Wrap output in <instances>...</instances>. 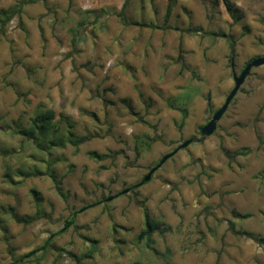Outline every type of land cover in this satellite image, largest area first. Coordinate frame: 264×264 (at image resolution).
<instances>
[{"label":"rangeland","instance_id":"1","mask_svg":"<svg viewBox=\"0 0 264 264\" xmlns=\"http://www.w3.org/2000/svg\"><path fill=\"white\" fill-rule=\"evenodd\" d=\"M20 1L0 0V11ZM31 1L0 27V264L50 237L43 264H264V66L201 136L233 74L264 57V0H229L237 23L223 0ZM172 98L189 110L182 128ZM50 110L56 126L38 146L23 131ZM69 131L89 139L76 148ZM48 163L63 195L33 174ZM141 203L164 231L153 250L137 242Z\"/></svg>","mask_w":264,"mask_h":264},{"label":"trees","instance_id":"2","mask_svg":"<svg viewBox=\"0 0 264 264\" xmlns=\"http://www.w3.org/2000/svg\"><path fill=\"white\" fill-rule=\"evenodd\" d=\"M223 1H224L226 10L229 13V15L231 16V18L236 23L239 22L242 19V16L240 15V11H239L238 7L231 5L229 0H223ZM29 2H34V1L22 0L17 5L9 8L7 10H1L0 11V27L5 28L15 17L20 16L24 6ZM170 15H171V6H168V9L166 12V17H165L166 23L168 22ZM156 28H159V27H156ZM167 28H168L167 26L164 27V29H167ZM184 32H186L187 34H196V33H200L201 29H199V28H195V29L188 28ZM228 41H229V48H230V53H231L230 57L232 60V58L234 57V54H235V50H236L235 45L236 44H235V41H234L232 36H228ZM184 68L187 69L186 65H184ZM193 75H195L194 72H193ZM140 95H141V93H140ZM174 101H175V98L169 99L167 104H168L169 108L177 110L182 114V120L180 123V128H182L185 124V121H186L188 115H189V110L187 107L177 106L174 103ZM206 101H207V106H208V112H212L213 111V105H212V102L210 100V97L207 96ZM55 126H56L55 125V114L52 110H50V111H47L45 114L36 116L32 125H30V127L28 129L23 131V135L26 136L27 139L34 141L39 146L40 137H45L47 134H50L55 129ZM57 130L58 129H56V132H57ZM88 139L89 138H84V139L79 140V138H77L76 135L72 131L68 132V142L71 145L75 146L76 148L80 145L81 142H83L84 140L86 141ZM193 140H196V139H193ZM50 145L56 146V144L54 142H51ZM241 154H244V153H241ZM88 155L91 159H94L97 161H103V160H106V159L111 157L109 154H100V153H97L94 151L89 152ZM48 165L49 166L47 167L48 169L46 172L41 173L39 171H36L33 174L37 175V176L49 175L54 180V182L57 184L56 186H57V190H58L59 194L63 195L61 188H60V183L57 182V179L52 172V170H53L52 166L50 165V163H48ZM25 176H27V175H25ZM123 194L124 193L121 192L119 195H123ZM119 195H117V196H119ZM105 201H108V199H106ZM105 201H103V202H105ZM101 203L102 202H97L93 205L85 207L84 209H82L80 211L72 213L70 218L65 220V224H64L63 228L56 235H61L65 232H67L71 227L76 226L77 217H78L80 212H82L88 208L100 205ZM141 207H142L143 216H144V229L137 236V242L138 243H144L147 248L153 250V246L155 244L154 235L155 234H162L164 231L160 227V225L152 218L150 210L148 209L146 204L141 203ZM248 216L249 215H246V217H248ZM243 217H245V216H243ZM51 242H52V237L48 238L45 241L43 246H41L37 249H34L25 255L20 256L11 264H24L26 262H32L34 264H43L42 259L45 256V254L48 252L49 248L51 247ZM96 250H97L96 243L93 242L91 244V253L95 252Z\"/></svg>","mask_w":264,"mask_h":264},{"label":"water","instance_id":"3","mask_svg":"<svg viewBox=\"0 0 264 264\" xmlns=\"http://www.w3.org/2000/svg\"><path fill=\"white\" fill-rule=\"evenodd\" d=\"M264 66V57H258L256 59H253L246 67L245 69L242 71V73L238 76L237 74H233V79L235 82V86L234 88L231 90L230 94L227 96L226 101L224 103V105L215 112L213 118L210 120V122L205 125L202 129H201V136L202 138H207V137H211L215 134V132L217 131L218 128V123L220 122V120L222 119V117L225 115V113L227 112L230 104L232 103L233 99L235 98V96L237 95V93L239 92V90L241 89V87L243 86V84L245 83V80L247 79V77L249 76V74L251 73V70L253 68H258V67H262ZM192 143V140H188L186 142H184L182 145H180L175 151H173L172 153L164 156L162 158V160L160 161V164L152 169L148 175L144 178L143 183L149 182L152 179L153 174L170 158H172L174 155H176L178 153V151L185 149L186 147H188L190 144ZM128 191H123L124 194H126ZM113 199V197H110L108 200L111 201Z\"/></svg>","mask_w":264,"mask_h":264}]
</instances>
